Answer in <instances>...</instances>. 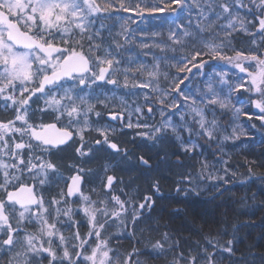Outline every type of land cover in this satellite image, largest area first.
Listing matches in <instances>:
<instances>
[{"label":"snow or ice","instance_id":"obj_1","mask_svg":"<svg viewBox=\"0 0 264 264\" xmlns=\"http://www.w3.org/2000/svg\"><path fill=\"white\" fill-rule=\"evenodd\" d=\"M249 4L259 10L260 14L256 16L258 24L247 21L239 11H233L248 9ZM192 6L198 10L195 31H189L181 24L178 27L183 31L178 33L170 27L168 33V39L173 45H183L186 39L193 42L191 59L188 56L181 57V60L171 66L180 72L191 71L188 64L199 60L194 66L202 68L208 63L203 59L205 56L231 65L240 73L247 74L246 90L258 94L259 98L252 103L264 113V53L238 50L232 39L234 34L243 32L253 37L252 44L257 49L261 47L257 45V35L264 45V0H248V3L245 0H204V7H201L199 0H192V5L187 4V0H0V99L5 101V108L11 107L15 113L14 119L0 121V193H3L0 196V250L11 253L8 264H39L45 253L50 257L49 264H54L58 260L57 251L53 248L54 239H58L57 247H61L63 251L59 264H65V261L68 264H140L139 259L133 262V253H129L121 262L109 247L108 240L102 239L98 229H103L104 223H99L97 217L118 218L120 212L113 210L109 213L106 207H96L98 203L103 205L105 202L93 201L81 192L83 177L80 172L83 169H78L69 178L70 183L66 182L67 191L61 190L59 199L53 197L45 203L44 196L37 192V188H43L52 177L59 174L52 157L55 151L61 150V146L66 145L73 137L70 129L75 130L81 141L75 151L81 157L88 154L84 151V132L92 130L89 115L94 113L97 117L100 116V112L95 110L97 104L108 107L107 96L101 99L100 96L93 95V86L98 82L111 85L113 89H129L130 86L132 89H150L157 94L155 100L162 106V117L165 115L164 107L179 108L177 97L172 96L175 91L184 102L191 100V104L187 106L193 114L194 122L198 124L197 134L206 136L209 140L217 138V121L206 119V109L214 105L227 109L231 104L230 93L245 87L242 80L232 84L227 72L216 73V82L226 85L229 95L222 96L223 88L217 91L210 78L205 85L206 91L201 96L205 107H197L196 99L185 95L180 88L188 77L173 78L171 89L160 87V76L168 78L167 73L160 70L162 61L169 62L167 56H153V63L146 64L129 55L126 66L120 57L125 45L135 42V36L128 27L132 17L120 16L119 12L134 13L141 21L148 22L155 14L164 13L165 10L174 13L177 9L187 8L191 14ZM112 19L122 21L121 31L115 35L110 32V43L105 45L102 36V30L106 28L104 21ZM200 21H206V26L202 27ZM97 23L99 28H96ZM249 25L256 30L252 31ZM140 31L145 33L144 29ZM130 35L132 39H129ZM151 35L158 37L161 33L153 32ZM85 37L88 41L87 50L83 43ZM118 37L122 38L123 43ZM196 43L200 44L199 48L195 47ZM139 47L159 49L161 52L176 51L174 47L155 40L151 44L141 41ZM229 52L233 54L229 55ZM143 55L148 56L150 52L145 51ZM253 64L255 70L249 71ZM83 88H88L89 91L81 94ZM115 98L113 93L112 99ZM144 99L148 104L152 97L145 93ZM38 100H43L44 106L33 108V103ZM120 103L123 111L127 106L123 97H120ZM147 110L149 113L153 111L151 106ZM135 111L140 112L141 108L137 107ZM240 112L241 109L235 110L236 114ZM47 113L54 114V122H42ZM38 114L40 122L35 120ZM64 117H67L68 123L58 127ZM116 118L115 115L112 116V119ZM181 120H184L183 115ZM132 126L129 122L128 127ZM136 126L150 127L147 124ZM94 130L103 136L104 143L119 151L117 144L108 140L105 129ZM183 130L192 134L190 126H183ZM169 131L180 139V129L170 119L164 120L158 127L152 126L151 133L141 135L157 139ZM244 134L243 130L237 133L233 129V135L224 136V139H238L239 135ZM100 143V140L96 141V144ZM185 150H189L187 145ZM141 159L147 164L146 160ZM209 178L223 179L211 174ZM113 180L114 177H107L108 187ZM192 191L195 192V189ZM78 193L82 204L80 208L73 209L67 198ZM149 199L150 197H146V200ZM112 200L119 209H124L125 204L119 197L113 196ZM139 207L144 208L145 205L141 204ZM81 210L88 217L89 232L82 237L76 231L70 238H66L58 224L69 223L71 226L72 223H78L73 217ZM62 217L66 219L62 220ZM137 218L138 213L134 212L133 223ZM29 225L35 226L36 231H27ZM66 239L76 242L71 245L75 258ZM231 243L232 241H228L229 245ZM153 247L163 249L164 245L157 241ZM224 250L232 252L230 246ZM204 251L202 260L206 264H215L213 254L206 249ZM134 253L139 255L138 250H134ZM174 264H180V260H176ZM188 264H198L197 257H188Z\"/></svg>","mask_w":264,"mask_h":264},{"label":"trees","instance_id":"obj_2","mask_svg":"<svg viewBox=\"0 0 264 264\" xmlns=\"http://www.w3.org/2000/svg\"><path fill=\"white\" fill-rule=\"evenodd\" d=\"M199 2L201 7H204V0ZM245 3H248V0H245ZM187 4L192 5V0H187ZM233 11H239L247 21L258 24L256 16L260 14L259 10L251 4L248 9ZM118 14L132 17L128 27L135 36V42L125 45V49L121 50L120 57L125 66L129 55L146 64L153 63V56L169 58L168 63L161 62L160 70L168 76L167 79L163 75L160 76L159 84L162 89H171L173 78L188 77L180 88L185 95L196 99L197 107H205L201 96L206 91L205 85L210 78L213 79L217 91L223 88L222 96L229 95L228 87L216 82V73L227 72L230 83L236 84L242 80L245 87L230 93L231 104L227 109H221L218 105L206 109V119L217 121V138L209 140L206 136L197 134L198 124L194 122L193 114L187 106L191 104V100L184 102L175 91L172 96L177 97L180 106L178 109L164 107L165 115L162 117V106L155 100L157 94L150 89H132L131 86L129 89H113V86L106 84L93 86L94 96H100L101 99L107 96L108 107L99 104L105 108H102V111L119 114V117L123 116L124 119V133L115 137L120 148L124 149L123 153L119 151L115 156L109 155L104 161L98 160L93 154L86 165L84 159L78 161L87 171L82 193L93 201L105 202L103 205L98 203L96 207H106L109 213L113 210L120 212L118 218L97 217L99 223H104V228L98 229L102 239L108 240L109 247L121 262L129 253H133V262L139 259L140 264H174L176 260H180V264H188L190 256H196L198 264H206V261L202 260L206 249L208 253L213 254L215 264H264V113L252 103L259 98L258 94L246 90L247 74L207 56L203 59L208 63L202 68L194 66L199 60L188 64L191 71L180 72L171 66L181 60V57L188 56L191 59L193 42L186 39L183 45H173L168 39L169 28L172 27L179 33L183 29L178 25L182 24L189 31H195L198 22V10L195 6H192L191 14L187 8L177 9L174 13L165 10L164 13L155 14L148 22L141 21L134 13L121 11ZM104 23L106 28L102 30V36L107 45L110 43V32L115 35L121 31L122 21L112 19L105 20ZM200 23L202 27L207 24L206 21ZM249 27L252 31L256 30L251 25ZM96 28H99V23ZM140 29H144L145 33H141ZM153 32H159L161 35L152 37ZM132 35L129 39H132ZM118 39L123 43L122 38ZM232 39L238 50L245 53L254 50L264 53V45L261 44L259 35L255 37L257 45H261L258 49L252 44L253 37L243 32L234 34ZM154 40L168 44L176 51L161 52L159 49L139 47L141 41L151 44ZM83 43L87 50L86 37ZM195 47L199 48L200 44L196 43ZM145 51L150 52V55L144 56ZM173 57L175 59H172ZM254 70L253 64L249 71ZM113 93L116 97L114 100ZM145 93L152 97L148 104L144 99ZM120 97H123L127 105L123 111ZM148 106L152 107V113L148 112ZM137 107L141 108L140 112L135 111ZM236 109H241V112L236 114ZM8 110L5 108V101L0 99V121H7ZM182 115L184 120H181ZM169 119L180 129V139L171 131L162 137L158 136L157 139L141 135L151 133L152 126L158 127L164 120ZM129 122L132 127H128ZM137 124H147L150 127H137ZM183 126H190L192 134L184 131ZM233 129L237 133L243 130L245 134L239 135L238 139L225 140L224 136L233 135ZM185 145L189 150H185ZM141 158L146 160L147 164L143 163ZM60 169L62 175L52 177L43 188H37V192L44 196L45 203L53 197L59 199L61 190L67 191L64 180L72 175L73 168L61 166ZM210 174L223 179H210ZM112 175L115 180L108 189L107 177ZM2 195L3 193H0V196ZM113 196L124 202L123 210L112 200ZM146 197L150 199L146 200ZM67 199L73 209L80 208V196ZM141 204L145 207L140 208ZM149 204L151 207H148ZM134 212L138 213V218L133 223ZM73 220L78 223H72L71 226L69 223L58 224L64 236L70 238L76 231H79L82 237L86 236L90 230L88 217L81 210L74 215ZM27 231L35 232V226L29 225ZM157 241L164 245L163 249L153 247ZM228 241H232L231 245ZM73 243L76 242L66 239V244L75 258L71 248ZM58 244V239H54L53 248L58 255L54 264H59V257L63 254L62 248L57 247ZM92 244H95L94 238ZM229 246L232 252L224 250ZM134 250H138V256ZM10 255L11 253L0 250V264H8ZM43 256L39 264H49L50 257L46 253ZM65 264L68 262L65 261Z\"/></svg>","mask_w":264,"mask_h":264},{"label":"flooded vegetation","instance_id":"obj_3","mask_svg":"<svg viewBox=\"0 0 264 264\" xmlns=\"http://www.w3.org/2000/svg\"><path fill=\"white\" fill-rule=\"evenodd\" d=\"M98 84H103V83L98 82ZM88 91H89L88 88H83V91L81 93L83 94V92H88ZM94 92H93V94H95ZM34 100H35V98H34ZM37 106L43 107L44 106L43 100H38L35 103H33V105H32L33 108H35ZM102 108H104V107L100 106L99 104L96 105L95 110L100 112V116L97 117L94 113L89 115V120H90L92 130H88V131L84 132V138H85V140H84V143H85L84 151L88 152V154L86 156L81 157L75 151V149L80 146L81 141H80L79 135L75 132V130L70 129L71 131H73V137L67 142L66 145L61 146V150L55 151V154L52 157L53 161L58 166V169H59L58 175H62V171L60 169L61 166H68V167L73 168L72 175H75L77 173L78 169H83V171L80 172V175L83 177L81 188H80L81 192L83 189V184L86 181L87 175H85V174L87 173V171L85 168H83L82 166H80L78 164V161L81 162V160L84 159V163L86 165L87 161H89V159H92L91 157L93 154H95V156L97 157L98 160L104 161V159L106 160V157L109 155L115 156V154H118L119 151H121V153L124 152L123 151L124 149L120 148L119 144L115 140L116 136L118 137L124 133L123 116L119 117V114H116V113H113V114H108L106 112L104 113L102 111L103 110ZM8 109H9L8 110L9 115L7 117V121L14 119V116H15V113L12 110V108L8 107ZM113 115H115L117 118L112 119ZM35 120H36V122H40L39 114L37 115ZM42 122H44V123L54 122V114H52V113L44 114ZM67 123H68L67 117H64L63 120L60 123H58L57 126L61 127L63 125H66ZM77 127H79V126H77ZM96 128L105 129L107 131L108 140L112 143H116L119 151H117L116 149L110 148L108 144L104 143L103 142V140H104L103 136H101L97 131L94 130ZM17 139H19L18 136H17ZM97 140H100L101 143L96 144ZM89 149H90V151H89ZM72 175H70V177ZM70 177L67 176L64 181L67 183H70V179H69ZM112 177H113V175H112ZM114 180H115V177H114ZM114 180H113V183H114ZM111 186L110 187L107 186V188L110 189ZM78 196H80L79 193L74 195L73 197H70V198L74 199V198H77Z\"/></svg>","mask_w":264,"mask_h":264},{"label":"water","instance_id":"obj_4","mask_svg":"<svg viewBox=\"0 0 264 264\" xmlns=\"http://www.w3.org/2000/svg\"><path fill=\"white\" fill-rule=\"evenodd\" d=\"M81 184H82V182H81ZM80 188H81V185H80Z\"/></svg>","mask_w":264,"mask_h":264}]
</instances>
